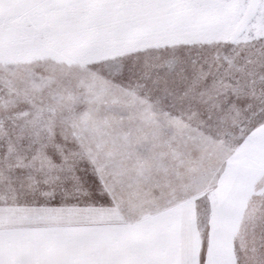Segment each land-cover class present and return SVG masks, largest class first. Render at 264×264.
Segmentation results:
<instances>
[{
  "label": "snow or ice",
  "instance_id": "6c2138e0",
  "mask_svg": "<svg viewBox=\"0 0 264 264\" xmlns=\"http://www.w3.org/2000/svg\"><path fill=\"white\" fill-rule=\"evenodd\" d=\"M0 264H264V0H0Z\"/></svg>",
  "mask_w": 264,
  "mask_h": 264
}]
</instances>
